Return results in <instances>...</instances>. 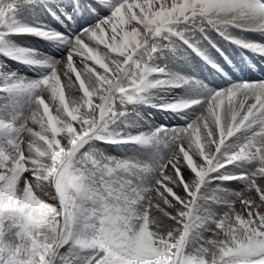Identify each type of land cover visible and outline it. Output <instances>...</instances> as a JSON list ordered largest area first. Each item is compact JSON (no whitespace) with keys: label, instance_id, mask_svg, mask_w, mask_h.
Instances as JSON below:
<instances>
[{"label":"snow or ice","instance_id":"1","mask_svg":"<svg viewBox=\"0 0 264 264\" xmlns=\"http://www.w3.org/2000/svg\"><path fill=\"white\" fill-rule=\"evenodd\" d=\"M74 4L73 13L85 18L105 8L110 14L97 23L84 20L67 40V56L42 80L6 86L40 91L26 119L0 115V133L7 135L0 144V264H69L61 252L69 241L76 253L87 250L83 264H264V79L211 91L197 119L172 132L176 152L161 169L151 195L139 204L106 178L125 165L89 160L81 152L115 115L117 99L132 101L164 82L151 78L164 69H150L134 59L151 37L172 31L173 22L197 17L264 33V0ZM15 6L0 0V25ZM242 21L250 23H238ZM9 30L62 37L34 27L11 25ZM236 42L264 53L262 43ZM64 88L72 96L67 103ZM196 103L200 101L172 107ZM243 131L247 136L233 143L231 138ZM241 160L258 165L247 189L215 219L212 236L189 250L192 209L206 176Z\"/></svg>","mask_w":264,"mask_h":264},{"label":"rangeland","instance_id":"2","mask_svg":"<svg viewBox=\"0 0 264 264\" xmlns=\"http://www.w3.org/2000/svg\"><path fill=\"white\" fill-rule=\"evenodd\" d=\"M16 2L17 0L14 1L16 6L8 13L6 22L0 27V50L3 51L0 68L8 73L7 85L17 82L31 84L42 80L50 73L56 61L67 56L71 47L67 40L75 37L84 26V20L87 23H97L101 16L110 14L109 9L105 8L100 15L94 14L85 18L82 13H73L74 0ZM68 15H72L73 19H68ZM229 24H235L238 32L246 30L237 26V23ZM11 25L46 29L61 33L62 37L50 38L37 33H28L29 37L15 36L14 31L9 30ZM169 27L172 31L165 29L151 37L138 49L134 59H138L150 69H164L162 73L152 74V79L164 81L156 86H175L177 89H182L184 85L187 88L195 86L192 94H181L177 100H172L169 97V90L161 92L154 86L139 93L138 102L133 100L121 102L117 99L115 108L117 115L101 132L104 140L90 143L82 151L87 152L89 160L94 158L104 164L125 165L126 167L117 168L111 174H106V178L111 179L115 185L123 186L126 195L136 200L138 204L146 196L151 195L155 182L160 178L161 169L176 152V141L171 135L172 132L187 126L189 123L185 121L188 116L196 118L206 109L203 100L208 94L205 93L206 89L198 87L196 76L204 73L214 78L216 73L221 75L222 80L244 76L243 72L237 71L233 72L234 76L228 75L220 61L229 68H232L233 60L241 61L239 64L247 68H254L258 62L264 64V53L237 43L227 30L230 29L228 24L209 23L206 18L197 17L173 22ZM239 35V40L246 42H253L255 39L254 35ZM261 38H264V33H261ZM97 54L101 57L103 55L102 52ZM149 55H153L156 60L147 62ZM91 63L95 64V61ZM74 66L79 70L75 61ZM95 66L99 70L100 65ZM5 88L7 96L0 94V115L6 118L17 116L26 119L40 90L8 89L6 86ZM63 90L67 103L72 96L67 88ZM194 100L200 103L186 108L172 107ZM53 103H59L58 96ZM50 111L56 114L52 104ZM247 134V131L240 132L239 135L232 137L231 141L239 142ZM5 141V134L0 133V144ZM225 147L227 148V145ZM257 167L256 161L241 160L206 176L192 209V227L187 242L189 250L194 251L212 236L215 219L228 210L236 194L247 189L249 179ZM242 173L248 175H241ZM74 247L71 244L62 253L69 259V264H83L87 250L78 254Z\"/></svg>","mask_w":264,"mask_h":264},{"label":"bare ground","instance_id":"3","mask_svg":"<svg viewBox=\"0 0 264 264\" xmlns=\"http://www.w3.org/2000/svg\"><path fill=\"white\" fill-rule=\"evenodd\" d=\"M250 23V22H248ZM21 24V23H20ZM228 26L230 27V29L227 30L230 32V34L237 40L240 38L239 34H243V35H248L251 32H238L237 31V27H235V24H228ZM239 33V34H238ZM20 34V36L22 37H29L30 35L28 33H18ZM253 34H257V33H253ZM254 41L253 42H259L264 44V38L259 37V33L254 37ZM242 46H244L243 44H241ZM68 54V52H67ZM230 57V56H229ZM155 59V57L153 55H149L148 56V61L147 62H153ZM241 61H237V60H233L232 61V68H229L227 65H223V63L220 61V64L225 67L227 74L228 75H233V72L237 71V72H243L244 76H242L241 78H237V77H232L230 79H225L222 80L221 79V75H216V73H214V78L209 77L207 74L204 73H200L199 76L195 79H197L198 82V87H203L205 90V93H207L208 95L210 94L211 91L213 90H221L223 88L229 87L234 83H241V82H246V81H256V80H260V79H264V64H260V63H256L254 68H247L246 66H241L239 63ZM243 69V70H241ZM155 88H157L159 91L163 92L164 90H169V97L172 100H177L178 97L181 94H185V95H191L192 91L196 88L195 86H192L191 88H187L185 85L182 86V89H177L175 86H164V87H160V86H155ZM196 92L198 93V90L196 89ZM207 97V95L205 96ZM225 103H227V101H225ZM195 118V117H194ZM193 116L190 115L187 117L185 123H190L194 120ZM197 119V117L195 118V120ZM179 125V124H178ZM201 136H203V132L201 133Z\"/></svg>","mask_w":264,"mask_h":264},{"label":"trees","instance_id":"4","mask_svg":"<svg viewBox=\"0 0 264 264\" xmlns=\"http://www.w3.org/2000/svg\"><path fill=\"white\" fill-rule=\"evenodd\" d=\"M0 81H1V80H0ZM89 140H90V139H89ZM85 145H86V144H85ZM85 145H84V146H85ZM83 148H84V147H83ZM83 148H82V149H83ZM82 149H81V150H82ZM49 202H50V201H49ZM69 243H72V241H69L64 247H66ZM62 249H63V248H62ZM62 249H61V252H62Z\"/></svg>","mask_w":264,"mask_h":264}]
</instances>
